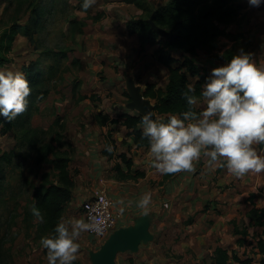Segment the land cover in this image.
I'll return each instance as SVG.
<instances>
[{"label": "crops", "instance_id": "1", "mask_svg": "<svg viewBox=\"0 0 264 264\" xmlns=\"http://www.w3.org/2000/svg\"><path fill=\"white\" fill-rule=\"evenodd\" d=\"M58 1L53 0L51 8H61ZM145 1L157 8L169 0ZM63 2L64 8L72 7L61 31L77 44L70 52L61 51L71 59L69 67H64L57 89L50 88L40 99V113L32 125L46 129L59 122L64 148L72 151L69 168L74 186L62 217H84L82 202L101 186L108 189L118 209L124 208L106 234L81 235L75 262L94 264L104 247L118 240L112 264H213L217 248L227 250L228 264H264V246L259 244L264 242V171L237 177L221 161L210 167L209 158L201 155L191 171L165 177L151 166L149 147L138 146L122 121L101 124L97 119L99 113L112 117L142 114L128 106L130 78L143 93L151 83L166 88L169 68L156 56L159 44L142 50L138 35L127 26L129 19L142 16L143 9L132 0H95L87 10L81 9V0ZM240 3L241 17L226 27L240 37L220 36L214 49L200 48L196 55L170 49L177 64L186 56L195 64V73L187 71L191 87L204 77L202 87L211 69L228 61L222 54L229 48L251 52L255 62L264 64V3ZM165 32L160 30V38H166ZM148 98L155 105L156 99ZM195 106H205L200 95ZM155 115L165 117L156 111ZM109 131L116 143L112 156L104 153ZM257 148L264 150V146ZM118 153L132 160L131 169ZM138 171L144 174L127 176ZM144 191L152 193L148 213L136 206ZM37 249L43 253L45 248Z\"/></svg>", "mask_w": 264, "mask_h": 264}, {"label": "clouds", "instance_id": "2", "mask_svg": "<svg viewBox=\"0 0 264 264\" xmlns=\"http://www.w3.org/2000/svg\"><path fill=\"white\" fill-rule=\"evenodd\" d=\"M259 6L264 0H247ZM95 0H81L87 10ZM251 52L239 49L224 64L213 67L200 90L204 107L194 110L196 97L183 95L188 107L166 119L154 117L151 110L140 118L142 137L147 138L151 166L160 174L191 171L201 155L208 157L210 167L217 161L239 177L249 171H264V64L253 60ZM32 91L23 71L0 68V116L13 121L28 107ZM107 145V151H112ZM152 203L151 191H144L136 201L143 213ZM31 213L44 221L41 210L33 204ZM120 212L124 208L119 209ZM103 219L95 214L87 217H61L53 231L40 238L47 249V264H73L78 259L79 238L85 232L102 234Z\"/></svg>", "mask_w": 264, "mask_h": 264}, {"label": "trees", "instance_id": "3", "mask_svg": "<svg viewBox=\"0 0 264 264\" xmlns=\"http://www.w3.org/2000/svg\"><path fill=\"white\" fill-rule=\"evenodd\" d=\"M143 9V14L139 18H131L127 22L128 29L131 33H136L141 42L142 50L148 44H159L156 50V56L159 61L164 63L169 68V76L166 88L157 87L156 84H148L144 91V96L156 99L155 111L158 114H164V119L170 114H179L185 110L188 105L184 97L185 92H189V80L187 71L195 73L197 71L195 64L189 56H186L182 63L177 64L172 56L170 49L181 48L190 55H196L198 49H214V43L220 36L226 35L230 37H240L241 35L230 33L226 30L228 24L238 21L242 15V4L240 0H169L166 4L157 8L151 7L145 0H132ZM18 10L31 3V0H17ZM39 4L34 7L32 13L38 17L40 15ZM30 11V10H29ZM17 22V21H16ZM13 22L9 28L4 29L0 35V67L10 61V51L12 50L13 42L19 32L18 23ZM39 21H35L38 25ZM39 29V27H38ZM172 31L174 36L169 39L160 38V30ZM25 36L29 35L24 31ZM236 52L233 48L226 49L222 56L229 60ZM26 78L29 80L32 91L29 94L28 101L32 104L38 102L45 97L50 88L40 86L44 83L41 75H38V70H33L27 66ZM196 83L189 94L199 96L201 90V81ZM194 110L199 111L195 105ZM27 117L31 112H27ZM138 115H118L112 117L109 114L99 113L97 119L101 124L122 121L130 130L129 134L133 136L135 143L138 146H148L147 138L142 137V128L140 127V118ZM156 117V116H155ZM5 122L3 131H6L16 125L19 121L14 119L8 121L4 117ZM21 122V121H20ZM25 125L26 119L22 122ZM60 128L59 122L53 126ZM52 126V127H53ZM51 140H39V129L29 125L26 127L24 138L33 144L35 147L36 161L38 163H51V171L43 174L42 184L35 187L34 197L37 207L44 215V221L39 222L37 227L36 237L41 238L44 235L50 234L55 224L63 215L64 206L69 201L74 186V180L70 174L69 162L72 151L69 148H64L63 134L59 130ZM44 130V129H43ZM111 144L113 150L107 151V145ZM115 140L112 137L111 131L107 135V145L104 148V153L112 156L114 153ZM13 151H4L0 144V190L2 189L1 176V161H11ZM118 156L126 162L128 168L131 169L132 160L127 158L125 153H118ZM119 172L122 171L120 165H117ZM143 171H138L136 174L128 173L127 176L138 177L143 175ZM172 174V173H171ZM171 174H165L169 177ZM1 196V195H0ZM30 219V213H27ZM257 221L260 222L257 216ZM264 224V223H263ZM262 247L264 242L259 243ZM2 241H0V250ZM229 254L223 248H217L215 253V262L213 264H228Z\"/></svg>", "mask_w": 264, "mask_h": 264}, {"label": "rangeland", "instance_id": "4", "mask_svg": "<svg viewBox=\"0 0 264 264\" xmlns=\"http://www.w3.org/2000/svg\"><path fill=\"white\" fill-rule=\"evenodd\" d=\"M52 1L31 0V3H26L23 9L18 10L17 0H0V35L13 22L17 21L19 26L9 54L10 61L0 68L20 70L26 75L24 68L29 66L38 70L37 74L44 79L40 86L57 89L63 69L69 67L71 60L61 51L70 52L77 40L73 41L71 35L62 34L61 31L66 27L65 16L71 13L69 10L72 6L64 8L65 0H60L61 8L57 10L51 8ZM38 4L41 9L37 17L32 11ZM36 20L39 21L38 25H35ZM24 31L29 35L25 36ZM40 102H29L27 109L15 118L19 122L6 131H3L5 122L3 116H0L1 147L4 151H13L11 161H1L0 264H47V249L43 253L37 251L38 247L43 248L40 239L36 238V228L40 221L31 213L30 208L36 205L35 187L42 184L43 174L52 170L51 163H38L35 147L24 138L26 127L32 125L35 115L40 113ZM28 111L31 115L27 117ZM24 119L26 123L22 125ZM36 128L40 131L39 140L47 141L56 135L59 127ZM51 175L54 178L53 171ZM27 213H30V219Z\"/></svg>", "mask_w": 264, "mask_h": 264}, {"label": "built area", "instance_id": "5", "mask_svg": "<svg viewBox=\"0 0 264 264\" xmlns=\"http://www.w3.org/2000/svg\"><path fill=\"white\" fill-rule=\"evenodd\" d=\"M84 217L89 214H95L103 219L104 231L99 236L110 231L122 217V213L116 207L113 198L105 186L97 188L93 194L82 202ZM92 235H98L94 232H88Z\"/></svg>", "mask_w": 264, "mask_h": 264}, {"label": "water", "instance_id": "6", "mask_svg": "<svg viewBox=\"0 0 264 264\" xmlns=\"http://www.w3.org/2000/svg\"><path fill=\"white\" fill-rule=\"evenodd\" d=\"M166 36L171 39L173 38L174 34L172 31H166ZM127 88L130 94V101L128 102V106L130 108H134L140 113H144L145 111L151 110L155 115V106L152 104L151 100L144 96V93L141 90V87L136 85L135 81L130 78L127 81ZM120 246L118 240L111 241L108 245H106L98 256L94 259V264H112L113 254L116 249ZM73 264H80L78 262H73Z\"/></svg>", "mask_w": 264, "mask_h": 264}]
</instances>
